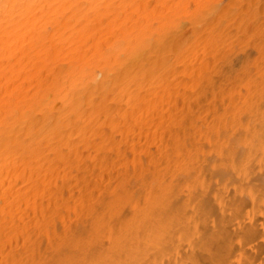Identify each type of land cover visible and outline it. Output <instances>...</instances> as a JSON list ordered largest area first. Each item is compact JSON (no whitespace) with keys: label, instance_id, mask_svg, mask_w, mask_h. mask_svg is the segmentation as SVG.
Segmentation results:
<instances>
[{"label":"bare ground","instance_id":"6f19581e","mask_svg":"<svg viewBox=\"0 0 264 264\" xmlns=\"http://www.w3.org/2000/svg\"><path fill=\"white\" fill-rule=\"evenodd\" d=\"M195 1L190 20L181 19L196 36L208 29L203 47L202 40L186 46L182 36L194 33L177 22L182 10L165 17L164 0H0V264H65L62 247L98 241L101 227L111 236L112 264H202V252L205 264H234L235 256L236 264H264V221L253 236L239 226L247 201L254 219L264 213V86L258 81L249 97L234 83V93L222 97L216 78L228 84L230 52L242 31L254 30L241 6L263 9L264 2ZM181 66L182 75L189 72L185 88L193 90L200 77L211 85L213 111L225 108L214 119L207 96L187 91L182 106L184 92L174 96ZM241 95L262 108L249 110L252 120H244L240 104L232 107ZM161 163L166 170L155 171ZM117 172L126 174L119 194L120 184H110ZM93 211L99 216L86 220ZM37 229L40 237L29 241Z\"/></svg>","mask_w":264,"mask_h":264},{"label":"rangeland","instance_id":"374dc122","mask_svg":"<svg viewBox=\"0 0 264 264\" xmlns=\"http://www.w3.org/2000/svg\"><path fill=\"white\" fill-rule=\"evenodd\" d=\"M166 1H167V0H166ZM166 1L164 0V5H163V6H164L163 8H164V12H165V13H164V14H165V17H166V15H168V13H169L168 16H170L171 18H174V17H175V16H173L174 13H176V12H178V11L180 12V10H182V13H183V14H182L181 12H180V14H178L179 12L175 14V15L178 14V15L180 16V18H179V17H176V19L178 18V21H177V22H179V20H180L181 18H183V19L185 18V20H190V17L188 16V15H189V12H193V11H195V10H193L195 7H196V8L199 7V5H197V4H199L198 1H195V0H191L192 2H191L190 0H187V1H189V2H186V1H185L187 4L185 3V4L183 5V7H185L186 9H188V8L190 7V8H189V11H187V10L184 9L183 7L180 8L181 5H179V4H180L181 1H182V4H183V3H184V0H181V1L179 0L180 2L178 1V3L176 2L177 0H172V1H173L172 4H173V3H177V4H174L175 7H174V6H173V7H172V6H168L169 3L171 4V0H168L167 2H166ZM200 1H203V2H204L203 4H204V6H205L207 0H200ZM165 2H166V3H165ZM196 2H197V3H196ZM220 2H221V4H224V5H225V4H228V2H230V0H220ZM251 2H252V1H251ZM263 2H264V0H263ZM263 2H262V3H263ZM191 3H192V5H191ZM166 4H167V5H166ZM170 4H169V5H170ZM172 4H171V5H172ZM188 4H190V5H188ZM153 5H154V3L152 4V6H153ZM165 5L168 6L169 8L166 7ZM178 5H179V6H178ZM186 5H188L189 7H187ZM206 5H207V4H206ZM241 5H242V4H241ZM177 6H178V7H177ZM170 7H171V8H170ZM176 7H177L178 9H177ZM243 7H244V6H243ZM243 7L241 6V11H242V12H243V10L247 11V12H243V14L241 13V14H242V17H243V19H244V22H245V24H246V21H247V18H248V17H249L248 19H250L251 21L248 20L247 22H252V20H253L252 24H253V23H255V24H253V25H251V26H253V29L255 30V32H253L254 30L251 29V30H249L247 33L244 34L243 31H242V32H241V39H240V41H237V42H238L237 45H235V46L233 47L232 51L230 52L229 57L231 58L232 63H231V66H228V65L226 66V67L228 68V70H226L227 68H225V71H226V72L228 71V72L226 73L227 75H226V74H225V75L229 77V79H228V84H227L226 86H225V83H223V81L221 80V79H223V78H222V75L219 74V73L216 74V78L218 79V84H219V90H220V89L222 90V91L220 90V91H221L220 93H222V95H221L222 97H227V96L229 95V91H230V93H232V92L234 93V91H232V89L234 88V87L232 88V86H234V85H232V84H234V83H237L238 85L241 84V91H242L241 94H243V95H244V94H247L249 97H250V94H249V93L252 92V90H254V88L257 89V88L260 87V86H258V84L260 85V83L262 82L261 86H264V82H263L264 79L261 78L262 73H263V76H264V70H262V69L264 68V65H263V64H264V63H263V62H264V60H263V59H264V51H263V50H264V49H263V48H264V38H263V37H264V28H263V27H264V18H263V17H264V8L262 9V8H258V7H256V6H255L256 8H253V7H254V5H253V6H251L252 9L246 10V8L243 9ZM166 8H168L169 10H168V9L166 10ZM175 8H176V9H175ZM196 8H195V9H196ZM257 8H258L259 10H258ZM253 9H254V10L257 9V10H255V12H254ZM172 10H173V13H170V11L172 12ZM183 10H184V11H183ZM192 10H193V11H192ZM186 11H187V12H186ZM250 11H253V13L250 12ZM257 11H258V12H257ZM249 12H250V13H249ZM256 12H257L258 14H257ZM259 12H261V15H260ZM184 13H185V14H184ZM186 13H187V15H186ZM262 13H263V14H262ZM171 14H172V15H171ZM244 14H246V15H244ZM250 14H254V17H253V15H250ZM255 14H256V15H255ZM178 15H177V16H178ZM183 15H184V16H183ZM228 15H229V16H228ZM243 15H244V16H247V15H248L247 17H245L246 20H245V18H244ZM262 15H263V17H260V16H262ZM181 16H182V17H181ZM185 16H188L189 18H188V17L186 18ZM227 16H228V17H227V22H228L227 25H229L230 29L232 28L231 30L235 29V28H233V26L236 25V24H234V23H236V22H234V21H233V18H231L232 15H230V13H228ZM257 16H258V19H259V20L257 19ZM242 17H241V18H242ZM252 18H254V19H252ZM260 18H261V19H260ZM262 18H263V20H262ZM165 19H166V18H165ZM183 19H181V20H183ZM228 19H230V20H228ZM231 19H232V20H231ZM243 19H242V20H243ZM185 20H183V22H182V23L186 24V25H185V30H184V32H187V31H188L187 33H189V32H190L189 30H191L192 27L189 26V24H187V22H189V21L184 22ZM242 20H241V21H242ZM260 20H262V24H261V26H259L260 23H261ZM229 21H230L231 23H230ZM256 21H257V23H256ZM232 22H233V26H232ZM258 23H259V25H257ZM206 24H207V23H206ZM247 24H248V23H247ZM247 24H246V25H247ZM230 25H231V26H230ZM249 25H250V23H249ZM256 25H257V27H256ZM258 26H259V27H258ZM234 27H235V26H234ZM254 27H255V28H254ZM250 28H252V27H250ZM257 28H258V29H257ZM256 29H257V30H256ZM260 29H261V30H260ZM207 30H208V29H207ZM207 30H204V31L202 32V34H201V33H200V34H197L198 37L196 36V34H195L194 32H192V31H193V30H192L191 32H192V34L194 33V34H193L194 36L191 35V34H188V35L191 36V38H190V36L187 35V33H186V34L183 33V34H185V35H187V36H182V37H183L182 39H184V37H186V39L188 38V39L186 40L187 42L185 41L186 46H189V45H190L189 42H192V41H195V43H198L199 41L202 40V42H203V37H204V35H206L205 33H206ZM257 31H260V32H257ZM261 31H262V34H261ZM191 32H190V33H191ZM204 32H205V33H204ZM251 32H252V33H251ZM255 33H256V34H255ZM259 33H260V34H259ZM183 34H182V35H183ZM203 34H204V35H203ZM248 34H249V35H248ZM252 34H253V35L255 34V35L252 36ZM201 35H202V36H201ZM250 35H251V36H250ZM258 35H259V36H258ZM200 36H201L202 38L199 40ZM252 37H253V38H252ZM259 37H260V38H259ZM261 37H262V38H261ZM180 38H181V37H179V40H180ZM196 38H197V39H196ZM211 38H213V36H211ZM191 40H192V41H191ZM246 40H247V41H246ZM176 41L179 42L178 40H176ZM196 41H198V42H196ZM202 42H200V44H201V46L203 47V46H205L206 44L203 45L204 42H203V43H202ZM239 42H240V43H239ZM193 43H194V42H193ZM187 44H189V45H187ZM191 44H192V43H191ZM212 44H213V43H212ZM212 44H211V47L213 46ZM240 44H241V45H240ZM255 44H256V45H255ZM219 46H220V42H219ZM219 46H218V47H219ZM237 46H238V48H237ZM258 46H259V48H260V46H261V50H262L263 52L259 51ZM241 47H242V48H241ZM244 47H245V48H244ZM262 47H263V48H262ZM204 49H205V47H204ZM211 49H215V48H211ZM218 49H219V48L216 47L215 50H218ZM240 49H241V50H240ZM215 50H214V51H215ZM237 50H238V52H237ZM239 51H240V52H239ZM258 51H259V52H258ZM209 52H210V53L207 54V57H208V55L212 54V55H210V56H212V58H214V53H213V51L211 52V50H209ZM235 52H236V54H235ZM231 53H232V54H231ZM237 53H238V54H237ZM261 53H262V55H261ZM233 54H234L235 57H233ZM259 55H261V56H259ZM210 56H209V57H210ZM257 56H258L259 59L262 60L263 62H262V61L260 62V61L258 60V57H257ZM215 57H216V58L219 57L220 60H223V56H222V55H221V57H220V55L215 56ZM232 57H233V58H232ZM256 57H257V58H256ZM212 58H209V59H212ZM207 59H208V58H207ZM255 59H257L260 63L258 64V62H257V64H256V61H257V60H255ZM254 60H255V61H254ZM261 63H262L263 66L261 65ZM246 64H247V65H246ZM245 65H246V66H245ZM248 65H249V67H248ZM232 66H233V67H232ZM183 67H184V66H181V70L184 71V72H182V71L180 70V73H181V74H180V77L183 79V81H182L181 78H179V80L181 79L180 81H182L183 83L185 82V85H186V86H185V85H182V84H183L182 82L179 83V85H178V89L175 88L174 90H176V91L174 92V90H173V94H174V93H179V94H181V91L184 92V93L181 94L182 97H181V95H179V99H180L181 106H182V103H183L182 100H185V99H184V96H185V92H186V94H187V91H189L188 93H191L192 96H194V97L196 96V97L200 98V97H204V95H205V97L207 96V98L204 97V98H205V99H204V100H205V101H204L205 104L209 101V102L207 103V105H205L206 114H207V115L210 114L211 116H209V117H211V119H212V118L214 119V115H215V113H216L217 111L222 112V111L225 110V108H223V110H222V109H221L222 107H220V110H217V108H216V111H213V110H215L214 107L212 108L213 104H215V100L212 101V99H214L213 97L215 96L214 91H213V89H212V90L210 89V88H211V85L207 82V80H205V78H203V77H200V75H198L200 78H199L198 76H197V78H199V79H201V80H199V82H197V83H200L201 85H200V84L197 85V84L195 83L196 85H195V88L193 87V90H191V89H192V88H191L192 86H189V88H191V89H189V88H185V87H188V85L186 84L187 81H184V80L187 79V75H188L189 72H188L187 75L185 76L184 74H186V71H185V67H184V68H183ZM240 67H241V68H240ZM229 68H230V69H229ZM239 68H240V69H239ZM258 68H259V69H258ZM229 70H231V71H229ZM236 70H237V71H236ZM240 70H241V71H240ZM244 70H245V71H244ZM250 70H251V71H250ZM260 70H261L262 72H261ZM232 71H233V72H232ZM238 71H239V73H238ZM256 72H257V73H256ZM182 73H184V74L182 75ZM228 73H230V74H228ZM240 73H241V74H240ZM232 74H233V77H232ZM237 74H238V75H237ZM239 74H240V75H239ZM248 74H249V75H248ZM259 74H260V76H259ZM244 75H245V77H244ZM251 75H253V78H252ZM182 76H183L184 78H183ZM230 76H231V77H230ZM235 76H237L238 79H236ZM263 76H262V77H263ZM220 77H221V78H220ZM202 78H203V79H202ZM230 78H231V79H230ZM241 78H242V79H241ZM246 78H247V79H246ZM263 78H264V77H263ZM235 79H236V80H235ZM251 79H252V80H251ZM204 80H205L208 84H206ZM220 80H221V83H220ZM231 80H232V81H231ZM239 80H241V81H239ZM249 80H250L251 82H250ZM254 80H256V82H254ZM260 80H262V81H260ZM197 81H198V79H197ZM252 81H253V82H252ZM258 81H259V82H258ZM203 82L205 83V85H204ZM230 82H231V83H230ZM248 82H250V83L253 84L252 88H251V85L248 84ZM257 82H258V84H257ZM202 83H203V87L205 86V88L208 87V86H206V85H209V87H208L207 89H208V91L211 90V91H210L211 94L209 93V95H207L208 91L202 87ZM246 83H247V84H246ZM237 84L235 85V88H236V86H238ZM243 84H244V85H243ZM180 85H181V87H180ZM222 85H224L225 88H224ZM230 85H231V86H230ZM247 85H248V86H247ZM254 85H255V86H254ZM182 86L184 87V89H182V90L179 89V87L182 88ZM193 86H194V85H193ZM196 86H197V87H196ZM200 86H201V88H200ZM220 86H221L222 88H221ZM227 86H228V87H227ZM243 86H244V87H243ZM245 86H247L248 89H247V87H245ZM256 86H257V88H256ZM198 87H199L200 89H199ZM226 87H227L228 89H227ZM229 87H230V89H229ZM242 87H243V88H242ZM197 88L199 89V90H197L198 93H201V92H202L201 94H198V93H197V91H196ZM235 88H234V90H235ZM249 88H250V92H249ZM262 88H263V91H262V92L264 93V87H260V89H262ZM203 89H204V91H207V92L200 91V90H203ZM223 89H224L225 92H223ZM178 90H179L180 92H179ZM185 90H186V91H185ZM226 90H227V91H226ZM177 91H178V92H177ZM212 91H213V93H212ZM194 93H195V94H194ZM224 93H227V94H225V96H224ZM197 94H198V95H197ZM199 95H200V97H199ZM213 95H214V96H213ZM230 95H231V94H230ZM174 96L178 98V95H177V94H176V95L174 94ZM208 96H209V97H208ZM244 96H246V95H244ZM180 97H181V98H180ZM249 97H246V98H248L249 100L245 98V101L247 100V102L250 104L251 102H250V98H249ZM182 98H183V99H182ZM207 99H209V100L207 101ZM243 100H244V98H243V96L241 95V99H239V101H237V102H236V100L233 101V102H234V103H233L234 105L232 104L233 106H232V105H230V106H232V107H234V108H235V107L238 108V107H239V104H240V105H241V109H242V110L244 109V110H243L244 113L241 112V113H242L241 115H242V116L244 115V117L246 116V117L244 118L245 121L249 120V115H250V119H251V120L253 119V118H251V117H252V113L254 114V113L256 112L255 114H257V112L260 113V112L262 111V108H261V106H260L261 103H262V106H263V108H264V105H263V104H264V103H263L264 100H263V102L261 101V103H260V105H259L260 107L258 106V110H260L259 108H261V111H257V110L255 111V110H254L255 107H254V106H253L254 108L252 107L253 104L248 106V103H247V102L245 103V101H243ZM206 101H207V102H206ZM221 102H222V101H220L219 103L221 104ZM235 102H236V105H235ZM240 102H241V103H240ZM243 102H244V104H243ZM210 103H211L212 106L210 105ZM212 103H213V104H212ZM222 103H223V102H222ZM220 104H219V106H223V104H222V105H220ZM242 104H243V105H242ZM246 104H247V105H246ZM209 106H211V108H212V110H210L211 113H210V111H209V109H211ZM214 106H215V105H214ZM242 106H243V107H242ZM245 106H247L246 109L244 108ZM250 106H251V107H250ZM208 107H209V108H208ZM223 107H224V106H223ZM207 108H208V109H207ZM218 108H219V107H218ZM248 108H249V109H248ZM250 108H251V109H250ZM247 109H248V110H247ZM252 109H253V110H252ZM228 110L231 111L232 108H229V109H227L226 111H228ZM246 110H247V111H246ZM249 110L252 111V113L249 112ZM253 111H255V112H253ZM250 113H251V114H250ZM212 114H214V115H212ZM255 114H254V115H255ZM227 115H228V113H227ZM227 115H226V117H228ZM229 115H230V113H229ZM254 115H253V117H254ZM231 117H232V115H230V116H229V119L227 118V120H229V121H231V122L233 123V118L231 119ZM177 119H178V118H177ZM177 119H174V120H173L174 123L172 122V124H173L174 126H179L178 123H180V122H179V120H177ZM244 120H242V117H241V125L244 124V125H242V126H245V128H246V126H248L247 124L250 123V122L248 121V122L246 123ZM251 120H250V121H251ZM176 121H178V123H177L178 125L175 124ZM185 122H186V121H185ZM185 122L183 121L182 124L185 123ZM187 122H188V121H187ZM231 122H229V124H230ZM243 122H244V123H243ZM205 123H206V122H205ZM208 123H209V122H208ZM208 123H207V124H208ZM232 123L230 124V126H231V125L234 126ZM187 124L189 125V123H186V125H187ZM209 124H210V125H209V127H210L212 123L210 122ZM188 125H187V126H188ZM174 128H176V127H174ZM178 128H179V127H178ZM178 128H176V130H177L176 132H178V130H179ZM216 128H217V126H216ZM244 145H245V144H244ZM127 147H128V150H127L128 152H127V153H129L128 155L133 156V154H134V149H133L132 147H130V145H127ZM131 148H132V149H131ZM115 153L118 154V152H116V151H115ZM262 159H263L262 156H260L259 159H257V161H258L257 164H258V165H259V161H261ZM160 165H161V166H160ZM160 165H157V168L155 167V171H156V170H158V171L161 170V169L159 170V168H162V167H163V166H162V163H161ZM145 170H146V169H145ZM165 170H166V169L163 167V169H162L161 171H165ZM146 173H147V172H146ZM115 174H116V173H115ZM120 174L123 175V174H125V173L117 172V174L114 176L115 179H114V178L111 179L112 183H111V181H110V184H112V186H111V185H110V186H111V189H113V190H114L113 187H115V184H116V183H117V184H120V186H118V188L115 187V188H116V189L114 190L115 194H119L120 192H123V191L121 190V188H122L121 185H123V183H124L123 179H125V181H126V177H125L126 174H125V176L123 175L125 178H124L123 176H118V175H120ZM118 177H119V178H118ZM120 177L123 178V179H121ZM108 179H109V177H108ZM117 179H118V180H117ZM105 180H106V179H105ZM105 180H103V182H105V183H102V182H101L102 184H104V188H105L106 185H107L106 182L108 183V181H105ZM114 180H115V181H114ZM120 180H121V181H120ZM115 182H116V183H115ZM122 182H123V183H122ZM117 184H116V186H117ZM120 187H121V188H120ZM119 188H120V190H119ZM200 188H201V185H200ZM118 192H119V193H118ZM115 194H114V195H115ZM113 198H114V197H113ZM118 198H119V196H118ZM247 198L250 200L249 197H247ZM114 201H115V200H114ZM114 201H113V202H114ZM246 204H247V205H246V210L244 211V212H245V216H246V220H245L246 222H245V221H241L242 223L239 222V226H240V229L243 230V232H247V231H249V232H247V234H248L249 236H253L254 232H253L252 230H254L255 225H256L257 223L264 221V213L260 214L259 217H256V218L254 219L255 216H253V213H252V210H253V209H252V205H251V203H250V202L248 203V201H247ZM218 206H220V205L218 204ZM31 209L33 210V207H32ZM32 210H31V211H32ZM30 213H31L30 215H32V217L30 216L31 219H29V221H30L31 223L34 221L33 223L35 224L36 218H33V217H36V215H35V216L33 215V214H34L33 211L30 212ZM92 214H93V217H94V218H91V216H90L91 213H90V215H88L89 217H88V218L86 217V220H88V221H92L93 219L97 218L96 216H99L98 213H95V211H93ZM94 214H95L96 216H94ZM251 214H252V215H251ZM38 215L40 216V214H38ZM241 215H242V217H243V212H242V213H241V212H237V216H239V217H237V219H236L237 221H239V219L241 220ZM39 216H38V217H39ZM89 219H90V220H89ZM262 219H263V220H262ZM258 220H259V221H258ZM84 224H85V223H84ZM84 224H83V225H84ZM83 225H82V224L79 225L80 228L78 229V231L81 232V231L84 230L83 233L85 234L86 230H85L84 227H85L86 225H84V226H83ZM213 225H214V223H213ZM245 225H246V226H245ZM248 225H249L250 227H248ZM82 226H83L84 229L81 228ZM245 227H246V228H245ZM238 230H239V229H238ZM36 231L41 232L39 229L35 230V232L33 231L34 234H35V237H34V238L30 237L29 241H30V240L32 241L33 239H36V238L40 237V233H39V235H37L38 232H36ZM100 231H102V232H100ZM239 231H240V230H239ZM98 232H100V233H99V234H100V239H99L98 241H95L94 239H93L92 241L90 240V241H89V244H86L87 246H85V244L83 243V240H82V243H83V244L81 243L82 245L80 244L81 247H79L78 249H77V248L74 249V247H73V250H72L71 246H70V248H69V247H66V248H65V247H62L63 249H61V250H62L63 252L60 250V253H64V254H62V256H64V258H65V264H82L83 262H84L83 264H89V263H90V264H96V263H97V264H99V263H100V264H104L106 261H109V262H110V260H112V261L110 262V264H112V262H113V258H111V257H110V254H109V253L111 252V250H110V249H111V246H109V245H111V244H110V242H111V239H110L111 236H110V234H109L108 232H106V230H104L102 227L99 229ZM81 233H82V232H81ZM83 233H82V234H83ZM86 233H87V232H86ZM101 233H102V234H101ZM241 233H242V231H241ZM84 234H83V235H84ZM36 235H37V236H36ZM102 235H104V236H102ZM84 238H85V235L83 236V239H84ZM100 240H101V241H100ZM241 240H242V238H241ZM22 241H23V238H22ZM238 241L240 242V239H238ZM90 242H91V243H90ZM241 242H242V241H241ZM93 243L95 244L96 247L94 246ZM98 243H99V244H98ZM96 244H97V245H96ZM220 244H221V243H220ZM90 245H91L92 247H90ZM93 246H94V247H93ZM189 246H191V245H189ZM189 246H188V249L190 248ZM86 247H87V248H86ZM220 247H221V251H222L223 254H224V252H228V250H225L226 248L223 247V244L220 245ZM83 248H84V249H83ZM89 248H90V250H89ZM91 248H93V249H91ZM109 248H110V249H109ZM87 249H88V250H87ZM94 249H98V250H97V251H94ZM223 249H224V250H223ZM74 250H75V251H74ZM189 250H190V249H189ZM64 251H65V252H64ZM66 251H68V252H66ZM71 251H72V252H71ZM82 251H83V252H82ZM91 251H94V252H91ZM100 251H101V252H100ZM197 251H198V250H195V253H197V254L200 256V253H201L202 251H198V252H197ZM25 252H27V251H25ZM80 252H82V253H80ZM96 252H97V254H96ZM98 252H99L100 254H99ZM179 252H180V251H179ZM179 252L176 253V256H177L176 259H179V255H180ZM66 253H68V254L66 255ZM77 253H78V254H77ZM79 253H80L81 255H80ZM91 253H92V255H93V254H95V255L92 256ZM102 253H103V255H102ZM202 253H203V254H202ZM202 253H201L202 255L200 256L201 258H200L199 260H200V261L203 260V262H201V263H202V264H205L204 262H206V259L204 260L205 257H203V256H204L206 253H205V254H204V252H202ZM69 254H70V255H69ZM71 254H73V255H71ZM83 254H84L85 256H83ZM106 254H107V255H106ZM77 255H78V256H77ZM86 255H87V256H86ZM96 255H97V256H96ZM99 255H100L101 257H100ZM108 255H109V256H108ZM90 256H91V257H90ZM106 256L109 257V258H107ZM205 256H206V255H205ZM67 257H68V258H67ZM72 257H73V258H72ZM83 257H84L85 259L82 260ZM94 257H95V258H94ZM87 258H88V259H87ZM91 258H92V259H91ZM100 258H101V260H100ZM202 258H203V259H202ZM39 259H40V260H43V259H41V258L39 257V258L37 259V261H38ZM69 259H70V260H69ZM89 259H90L91 262L88 261ZM98 259H99V260H98ZM105 259H106V260H105ZM201 259H202V260H201ZM239 259H240V258H239L238 256H235V257H233L232 261L234 262V264H236L235 262L238 263V262L240 261ZM71 260H72V261H71ZM86 260H87L88 262H86ZM102 260H103V261H102ZM45 261H46V260L44 259V261H43V262L40 261V263H41V264H44ZM79 261H80V263H79ZM81 261H82V263H81ZM95 261H96V262H95ZM99 261H100V262H99ZM98 262H99V263H98ZM101 262H102V263H101ZM109 262H107V263L109 264ZM207 262H208V261H207ZM207 262H206V263H207ZM46 263L48 264L47 261H46ZM46 263H45V264H46ZM187 264H188V262H187Z\"/></svg>","mask_w":264,"mask_h":264}]
</instances>
